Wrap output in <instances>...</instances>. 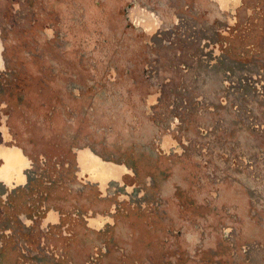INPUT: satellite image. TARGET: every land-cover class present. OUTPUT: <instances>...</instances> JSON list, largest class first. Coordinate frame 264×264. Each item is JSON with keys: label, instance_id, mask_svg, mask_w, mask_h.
Returning <instances> with one entry per match:
<instances>
[{"label": "rangeland", "instance_id": "1", "mask_svg": "<svg viewBox=\"0 0 264 264\" xmlns=\"http://www.w3.org/2000/svg\"><path fill=\"white\" fill-rule=\"evenodd\" d=\"M263 2L0 0V264H264Z\"/></svg>", "mask_w": 264, "mask_h": 264}, {"label": "flooded vegetation", "instance_id": "2", "mask_svg": "<svg viewBox=\"0 0 264 264\" xmlns=\"http://www.w3.org/2000/svg\"><path fill=\"white\" fill-rule=\"evenodd\" d=\"M222 8H227L234 11L240 4L241 0H217ZM155 25H153V30ZM2 67L1 46H0V68ZM4 138H9L6 128H2ZM164 146L166 150L173 148L174 142L165 139ZM80 176L84 177L91 183H96L102 191H105L108 185L112 182H122V177L127 171L126 168L116 166L114 164L104 163L99 157L85 150L79 153ZM0 184L2 183L7 188H16L23 186L27 182L25 170L29 167L30 162L23 152L13 146L0 144ZM103 219L97 218L91 220L90 225L101 228L104 224Z\"/></svg>", "mask_w": 264, "mask_h": 264}, {"label": "crops", "instance_id": "3", "mask_svg": "<svg viewBox=\"0 0 264 264\" xmlns=\"http://www.w3.org/2000/svg\"><path fill=\"white\" fill-rule=\"evenodd\" d=\"M247 0H241L240 1V4L235 8V10L234 11H232V13H236L237 12V10L238 9H240L241 8V6L243 5V3H245ZM263 4H264V2H263ZM228 10V9H227ZM255 10V7H252V8H250L248 11H254ZM1 144H3V143H1ZM18 148V147H17ZM20 149V148H19ZM21 150V149H20ZM22 151V150H21ZM23 152V151H22ZM24 154V153H23ZM1 162V161H0ZM2 163V162H1ZM1 165V164H0Z\"/></svg>", "mask_w": 264, "mask_h": 264}]
</instances>
